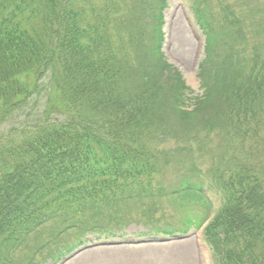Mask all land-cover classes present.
Listing matches in <instances>:
<instances>
[{
	"label": "trees",
	"instance_id": "trees-1",
	"mask_svg": "<svg viewBox=\"0 0 264 264\" xmlns=\"http://www.w3.org/2000/svg\"><path fill=\"white\" fill-rule=\"evenodd\" d=\"M247 1L191 0L206 36L192 96L163 52L165 0H0V130L43 104L0 132V264L70 253L147 196L208 208L207 188L223 199L204 230L215 264H264V4Z\"/></svg>",
	"mask_w": 264,
	"mask_h": 264
},
{
	"label": "rangeland",
	"instance_id": "rangeland-1",
	"mask_svg": "<svg viewBox=\"0 0 264 264\" xmlns=\"http://www.w3.org/2000/svg\"><path fill=\"white\" fill-rule=\"evenodd\" d=\"M165 32L166 39L163 52L165 59L176 68L180 69L187 86L192 90L190 95L196 96L202 93L197 70L200 61L204 57L205 36L199 29L191 10L189 0H167ZM249 0L244 7L247 14L258 2L264 4V0ZM249 6V10H248ZM213 8L216 10L215 6ZM41 98V96L39 97ZM39 98H34L29 105L18 111L17 118H11L4 124L0 132L7 133L15 125H23L25 120L36 118L39 107L43 106ZM40 104V106H39ZM42 104V105H41ZM185 108L191 109V103H186ZM207 159V157H206ZM170 169L175 167L172 162ZM174 167V168H172ZM170 173V172H169ZM166 182L175 184L171 174L166 177ZM169 188H167L168 190ZM205 201L209 202L208 210L205 209L203 200L201 204L196 202L188 207L180 208L171 197L147 196L146 205L136 211H131L127 223L121 228H114L110 233L89 232L81 237L78 244L76 237H71V243L76 246L71 253L62 248V254H57L60 259L48 257L46 252L39 256L36 263L29 264H208V250L202 246V229L191 225L188 232L176 231L173 236H166L154 229L149 221L142 218V210L153 213L154 219L158 218L160 224L166 227L183 228L187 226L184 220L187 216L194 220L196 215L201 221L210 222L223 199L217 191L208 189L205 193ZM201 224V222L199 223ZM163 237L170 240L162 241ZM28 248L22 251H27ZM56 256V257H57ZM25 261H28L25 258ZM211 262V261H210ZM213 264V263H210Z\"/></svg>",
	"mask_w": 264,
	"mask_h": 264
}]
</instances>
